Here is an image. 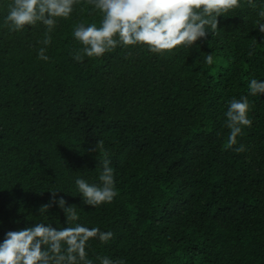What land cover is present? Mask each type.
Wrapping results in <instances>:
<instances>
[{"label":"trees","instance_id":"16d2710c","mask_svg":"<svg viewBox=\"0 0 264 264\" xmlns=\"http://www.w3.org/2000/svg\"><path fill=\"white\" fill-rule=\"evenodd\" d=\"M11 3L0 0V241L34 223L64 227L58 207L39 213L59 190L79 223L113 233L88 242L95 264H264V96L248 88L264 80V3L244 1L192 49L118 47L83 62L73 29L99 26L98 12L76 5L45 62V29L10 31ZM242 96L252 125L229 148L225 112ZM105 154L118 195L94 209L74 181L97 183Z\"/></svg>","mask_w":264,"mask_h":264},{"label":"clouds","instance_id":"9594fccd","mask_svg":"<svg viewBox=\"0 0 264 264\" xmlns=\"http://www.w3.org/2000/svg\"><path fill=\"white\" fill-rule=\"evenodd\" d=\"M246 0H12L8 5L4 23L10 31L22 32L26 26L32 29L43 26L44 47L38 50V59L47 62L46 54L51 44V34L56 31L61 20L72 16L75 6L84 2L100 14L99 26L83 22L74 26L73 37L82 46L73 59L83 62L84 57L102 58L116 48L142 47L157 55L174 54L180 48L192 49L196 42L209 32L218 30L226 15L237 12L247 5ZM264 3L251 0L250 5ZM259 34L264 35V11L258 13ZM213 63V55L205 57ZM249 94L264 96V80L252 79ZM250 105L246 96L233 98L225 112L226 127L230 130L227 147L237 144V137L246 127H251ZM96 143L93 151L99 147ZM245 151L243 145L235 149ZM100 172L97 183H89L82 177L75 179V186L82 203L92 208L111 204L117 197L114 168L106 157L99 162ZM51 193L49 203L39 209L47 216L49 209L58 207L66 217L64 227H54L52 223H34L18 231H8L0 241V264H95L88 257L86 248L90 240L107 243L113 233L101 231L98 227H87L79 223L76 206H69L59 193ZM69 222H75L70 224ZM98 264H126L122 259L108 256L97 257Z\"/></svg>","mask_w":264,"mask_h":264}]
</instances>
